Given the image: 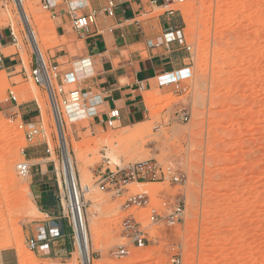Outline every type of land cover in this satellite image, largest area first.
<instances>
[{"label": "rangeland", "instance_id": "rangeland-1", "mask_svg": "<svg viewBox=\"0 0 264 264\" xmlns=\"http://www.w3.org/2000/svg\"><path fill=\"white\" fill-rule=\"evenodd\" d=\"M25 2L30 24L15 0H0V23L10 19L0 25V38H16L0 48V264H174L177 258L181 264H264V0H179L173 9L185 44L177 45L173 61L190 77L151 93L141 125L102 134H92L89 119L69 121L62 97L60 133L50 93L33 78L39 56L30 40L33 30L51 68L49 56L59 45L55 25L41 0ZM35 85L38 98L30 94ZM23 124H37L42 134L29 143ZM65 139L96 241L90 262L75 255L74 234L63 262L40 261L27 246L44 218L32 182L40 165L48 164L51 184L67 206ZM23 162L31 166L28 177L17 172ZM139 163L157 165L164 175L130 183L127 197L146 193L150 204L125 211L123 201L100 190L99 175ZM174 177L180 181L173 183ZM175 201L181 219L151 221L153 212L170 215ZM130 215L146 233L144 248L125 236ZM122 247L128 255L119 256Z\"/></svg>", "mask_w": 264, "mask_h": 264}, {"label": "crops", "instance_id": "crops-1", "mask_svg": "<svg viewBox=\"0 0 264 264\" xmlns=\"http://www.w3.org/2000/svg\"><path fill=\"white\" fill-rule=\"evenodd\" d=\"M75 1L86 3L81 14L96 15L95 23L81 32L73 29L68 14L69 2ZM113 1V15L106 12L109 0H60L61 5L50 13L59 42L51 52L53 55L49 56L51 65H57L61 75L76 72L79 88L100 97L97 113L93 116L81 115L84 111L79 108L68 110L73 118L77 116L72 122L89 119L92 134L141 125L146 117V98H152L151 93L166 86L162 83L164 78L183 71V67L173 61L179 44L164 42L168 31L180 30L179 15L173 9L179 0ZM11 38L4 37L5 47H9ZM114 109L120 110V118L115 120L113 128H109L106 121ZM74 110L78 111L75 115ZM35 119L33 117L31 121ZM42 159L31 158L32 161ZM48 172L45 163L38 167L37 174L32 175L33 195L44 218L37 221L29 234L36 237V227H43L46 239L39 242V249L34 252L36 257L44 262H63L66 255L72 254L73 229L63 217L62 204ZM55 220L62 231L59 237L50 233L51 222Z\"/></svg>", "mask_w": 264, "mask_h": 264}, {"label": "built area", "instance_id": "built-area-1", "mask_svg": "<svg viewBox=\"0 0 264 264\" xmlns=\"http://www.w3.org/2000/svg\"><path fill=\"white\" fill-rule=\"evenodd\" d=\"M42 7L45 11L51 13L54 9L61 5L60 0H41ZM114 1L109 0V7L107 8L106 12L109 15H113V8H114ZM86 7L85 2L75 1L69 2L68 4V14L71 18V23L73 29L77 32H81L87 29L89 26L93 25L96 20L95 13H87L81 14V10ZM12 41L16 42V38L14 33H12ZM165 44L169 45L171 43L177 42L179 45L183 46L185 44V37L182 30H170L164 36ZM3 47V40L0 38V48ZM188 49V48H187ZM189 50V49H188ZM3 61L2 55L0 54V62ZM48 64L42 60L41 62L38 59V67L36 70L33 71V78L35 83L40 86H44L48 89L49 93L53 94L54 100L56 101V108L59 117L61 109V105L59 103V97H62V104L65 106V109L70 106L78 107L79 109L83 110L84 113L89 117L95 115L96 107L100 103V97L92 96L88 93L84 92L82 89L79 88V76L76 72H68L66 74L61 75L59 68L57 65H51V68L47 67ZM187 74H180L177 75V79H170L167 78V81H162L164 85L170 84H177L180 81L186 80L190 77V71L187 70ZM46 77L45 78L43 77ZM55 80L59 85L57 89L54 86ZM47 81L49 83V88L47 87ZM68 87H74L73 89L67 91ZM50 88L52 92L50 91ZM50 94V95H51ZM14 101H17L16 97L11 98ZM59 106V107H58ZM120 118V110L114 109L111 111L106 124L109 128H113L115 126V120ZM83 119V118H81ZM185 121L188 119L185 118ZM62 122V119H60ZM27 127L28 130L26 132V140L29 143H33L34 140L42 134V128L38 127L37 124H29V125H22V128ZM17 172L21 177H28L31 174V166L28 162H23L17 165ZM163 172L161 169L152 163H139L134 166H130L128 169H119L116 172L113 171H105L101 172L99 175V187L100 190L107 193H112L113 197L116 199L123 201L122 208L125 211H129L132 208L138 209H145L150 204V197L146 193H138L135 195H131L127 197L128 194V186L130 183L137 182V183H147V182H156L159 179H162ZM180 181L179 177L173 178V183H178ZM68 193V200L67 206L62 204L63 209V217L68 220L70 223L73 234L77 233L78 224L82 228V216L81 211L82 209L78 204V199L76 195V189L73 187L72 193L74 194V201L75 205L73 208L72 199L70 196V191L67 188ZM75 209V210H74ZM171 213L168 216H161L156 212L152 213L151 221L153 223H161L164 221L170 220H179L183 214V208L180 202L174 203L173 207L171 208ZM84 211V210H83ZM78 221V222H77ZM51 226H53L50 233L54 234V237H59L62 234L60 230L58 221H52ZM55 229V230H54ZM38 232L36 237H29L27 240L28 248L34 253L39 249V242L46 239L45 233L43 232V227L37 226L35 229ZM123 231L125 236L130 238L133 245L137 248H144L147 243L146 233L142 229V226L137 220L132 216L126 217L125 221L123 222ZM128 255V251L126 248L122 247L119 251V256ZM174 264H181L180 259H174ZM45 264V263H41Z\"/></svg>", "mask_w": 264, "mask_h": 264}, {"label": "bare ground", "instance_id": "bare-ground-1", "mask_svg": "<svg viewBox=\"0 0 264 264\" xmlns=\"http://www.w3.org/2000/svg\"><path fill=\"white\" fill-rule=\"evenodd\" d=\"M15 1L17 3L18 9L20 10V18L26 24H30V18H31V16H30L29 9L31 8V4H29L28 2H25V0H15ZM9 20L10 19L3 20L0 23V25L1 26L6 25ZM30 35H31L30 40L32 42L33 49L38 54L39 61L41 62L42 60H44V62L46 63V61L44 59V52H45V50H43V47L41 46V44L39 42V38L37 37V33L32 30L31 33H30ZM187 73L188 72L186 70V71H180L177 74L180 76V74L186 75ZM43 77L46 80V77L45 76H43ZM170 78L172 80L174 78L177 79V75L175 74L174 77L170 76ZM163 81H167V78H166V80L164 78ZM46 84H47V87L49 88L48 81H47ZM50 91L52 92L51 88H50ZM30 94L33 95L34 97L38 98V87L36 85L33 86V89L31 90ZM50 98H51L53 112H54V115H55V118H56V122L58 123V127H59V130H60V133H62L63 129L65 128V123H64V119H63L64 116L62 115V111L59 108L60 115H61L59 117L58 112H57V108H56V101H57V99L54 100L53 94L50 95ZM152 102H153V99L151 97L148 98V100H147L148 105L151 106V104H153ZM75 108H78V107H75V106L67 107L66 108L67 113H68V110H72V109H75ZM76 113H78V111L74 110L73 114L75 115ZM82 114H84V112L81 113V115ZM68 115H69V119L68 120L71 121V122L73 120H75L76 117H77V116H75V118H73L72 117L73 115H71L70 113H68ZM79 115L80 114H78V117H79ZM60 119H62V122H60ZM67 122L68 121H66V124H67ZM68 123H70V122H68ZM67 128H68V126H67ZM68 129H70V128H68ZM67 147H68V145H67V141L65 139V142L63 144V149H64V161H63L64 177H65V181H66V183L68 185V190L71 192L70 193V196H71V199H72L73 208H74V205H75V201H74V197L75 196L72 193V190H73V187H75V189H76V195H77V199H78V204L80 205V207L82 209V204L80 202V196H79V193H78V190H77V185H76V176H75L74 163H73V159H72L71 155L68 152V148ZM111 157L112 156L108 155V156H105V159H109ZM81 176H84V175L82 174ZM19 190L20 189H18V190L17 189H14V192H16V191L18 192ZM92 204H93V202H92ZM81 216H82V228L78 224L77 233L75 234L76 235L75 236L76 237L75 240H76V245H77V247H76L77 248V252H75V255L76 256L79 255L83 259L84 262H88V261L90 262V251H91L92 248H95L96 247V241H95L94 233L92 231L91 226L89 227L86 224V222H85L83 209L81 211Z\"/></svg>", "mask_w": 264, "mask_h": 264}]
</instances>
